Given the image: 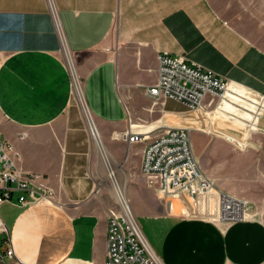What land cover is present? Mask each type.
I'll list each match as a JSON object with an SVG mask.
<instances>
[{"label": "crops", "instance_id": "1", "mask_svg": "<svg viewBox=\"0 0 264 264\" xmlns=\"http://www.w3.org/2000/svg\"><path fill=\"white\" fill-rule=\"evenodd\" d=\"M55 1L62 36L47 0H0V134L20 153L19 167L43 175L56 191L51 204L1 207L17 254L29 264H106L111 207L98 186H111L109 162L164 264H264V115L255 128L245 127L254 117L244 104L258 108L234 94L244 96L248 88L264 96V3ZM62 38L82 80L97 140L75 96ZM166 53L233 82L234 93L210 117L213 126L200 111L148 95L158 57ZM131 124L148 133L190 127L243 149L222 142L230 151L212 155L209 173L248 202L247 219L222 226L213 219L212 200L187 206L160 198L141 173L147 142L120 139Z\"/></svg>", "mask_w": 264, "mask_h": 264}, {"label": "built area", "instance_id": "2", "mask_svg": "<svg viewBox=\"0 0 264 264\" xmlns=\"http://www.w3.org/2000/svg\"><path fill=\"white\" fill-rule=\"evenodd\" d=\"M47 3L58 33L62 36L56 1L47 0ZM62 46L75 96L90 132L97 140L98 129L86 100L83 83L63 38ZM158 64L157 81L147 89L148 95L162 104L166 100H174L189 111H200L213 126L215 119L212 122L210 117L222 110L224 102L234 93L231 89L233 82L208 68L190 63L183 56L162 54L158 57ZM238 93L234 94L258 108L247 109L248 106L244 104V110L254 117L252 121H244L245 127L252 125L255 128L264 115V96L248 88L246 95ZM233 102L241 103L240 100ZM137 129L131 124L121 133L120 139L130 144L147 142L141 173L149 179L150 187L160 198L178 199L187 206L198 205L201 200H212L216 209L213 219L222 226H232L247 219L248 202L218 188L203 171L194 149L193 128L166 127L151 133ZM19 159L20 153L15 146L0 134V209L5 204L26 209L55 202L56 191L43 175L23 171L18 165ZM106 166L120 202L117 209L109 211L106 264H164L147 238L129 200L125 199L120 187H116L120 185L115 170L109 162H106ZM0 264H29L17 254L1 212Z\"/></svg>", "mask_w": 264, "mask_h": 264}, {"label": "rangeland", "instance_id": "3", "mask_svg": "<svg viewBox=\"0 0 264 264\" xmlns=\"http://www.w3.org/2000/svg\"><path fill=\"white\" fill-rule=\"evenodd\" d=\"M251 1H253L259 5L261 3H264V0H251ZM237 104L240 105V103H237ZM238 130H239V132H238L239 137L244 138V130L240 129V128ZM212 136L213 135H207L203 132H196V133L193 132L195 153H196L198 161H199L203 171L206 173V175L209 178H211L212 180H214V182L217 184L218 188L226 191L227 189L224 186H222V184L218 183L216 178L214 176L210 175V173H209V166H210L211 157H212V155H214L217 152H219L220 154H226L228 151H230V149L235 150V151H237V149H238L239 152L244 151V150L241 149L240 147H238L236 144L231 143L234 147L236 146L237 149H235L231 144L227 143L225 140L213 139ZM215 140H217L218 143H214ZM222 142H226L227 144H229L230 149L227 146L223 145L224 143H222ZM251 161H253V165L255 167L260 166L257 158H254V159L252 158L250 160V162ZM240 169H241L240 173L243 174L244 173V161L240 164ZM110 184H111V186H98V193L100 195V199L102 197V199L111 207L110 209H117L120 205L119 204L120 202H119V199H118L117 194L115 192V186H113L111 180H110ZM116 187H120L122 192H124L125 197L129 200L128 194H127V186H116ZM257 189H258V191H260L259 190L260 188L257 187ZM130 205H131L132 209L134 210L131 202H130Z\"/></svg>", "mask_w": 264, "mask_h": 264}, {"label": "bare ground", "instance_id": "4", "mask_svg": "<svg viewBox=\"0 0 264 264\" xmlns=\"http://www.w3.org/2000/svg\"><path fill=\"white\" fill-rule=\"evenodd\" d=\"M84 114V113H83ZM85 116V115H84ZM118 191V190H117ZM123 195H124V197H125V194H124V192H123ZM125 199H127L126 197H125Z\"/></svg>", "mask_w": 264, "mask_h": 264}]
</instances>
